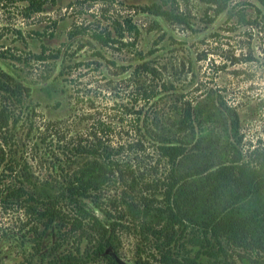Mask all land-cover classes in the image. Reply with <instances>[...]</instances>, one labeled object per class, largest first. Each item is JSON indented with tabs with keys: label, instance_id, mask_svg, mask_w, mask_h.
<instances>
[{
	"label": "rangeland",
	"instance_id": "1",
	"mask_svg": "<svg viewBox=\"0 0 264 264\" xmlns=\"http://www.w3.org/2000/svg\"><path fill=\"white\" fill-rule=\"evenodd\" d=\"M41 1V10L32 11L28 0H0V68L21 85L20 103L10 102L13 133L6 144L0 136V146L10 159L23 160L34 179L55 178L54 156L68 170L76 168L86 156L75 148L98 143L118 161L130 159L136 167L140 159L139 166L163 168L152 132L171 136L178 111L204 98L210 106L225 103L229 114L235 113L244 154L264 148V12L256 11L261 8L257 0H231V13L217 14L201 0H177L188 24L168 22L139 7L159 0ZM235 10L244 13L243 21ZM126 19L137 29L132 49L120 43L131 40ZM93 30L108 31L110 44L93 38ZM43 46L56 57L37 58ZM97 120L110 124L107 134L93 127ZM200 130L195 126L189 140ZM75 154L76 162L71 161ZM4 162L0 183L11 178ZM103 188L106 200L117 197L124 185L110 177ZM123 205L86 207L105 224L115 223L114 256L120 263L136 264V258L147 256L151 264H160L151 258L155 246H141L128 217L121 216ZM31 223L23 204H0V264L24 263L21 240L32 244L27 239L33 235L27 231ZM43 236L41 251L47 252L54 232L47 228ZM60 242L52 253L72 246L70 240ZM225 256L235 264H255L239 261L228 247Z\"/></svg>",
	"mask_w": 264,
	"mask_h": 264
},
{
	"label": "trees",
	"instance_id": "2",
	"mask_svg": "<svg viewBox=\"0 0 264 264\" xmlns=\"http://www.w3.org/2000/svg\"><path fill=\"white\" fill-rule=\"evenodd\" d=\"M201 1L215 14L224 10L231 13V0ZM257 1L261 8L256 7V11L264 12V0ZM41 3L28 0L32 11L41 10ZM139 7L168 22L188 24L187 13L177 0L151 1ZM236 13L243 21L244 13ZM125 29L131 40L120 43L132 49L137 29L129 19ZM90 35L101 44H110L108 31L102 35L100 30H93ZM47 50L43 46L37 58L56 57V52ZM20 87L18 80L0 68V136L4 144L13 133L15 116L10 102L20 103ZM147 91L144 94L149 98L152 94ZM227 109L221 102L210 106L205 98L188 102L178 111L171 136L152 132L150 137L163 168L158 164L139 166L140 159L136 167L130 159L118 161L98 143L75 148L86 157L71 170L55 156L50 158L55 178L38 180L23 160L10 159L0 146V163L5 159L3 166L11 176L0 183V204H23L32 221L31 230H27L33 234L27 238L32 244L27 246L21 240L23 264H86V259L122 264L114 256L115 223L109 220L105 224L86 204H125L121 216L128 217L141 246H155L151 258L160 264H235L225 256L227 247L239 261L264 264V148L243 153L236 115ZM230 118L231 123H226ZM138 119L139 115L134 121ZM195 126L203 133L190 141ZM93 127L102 134L111 129L103 120H97ZM74 158L71 161L76 162V154ZM67 160L63 159L65 163ZM5 175L0 168V180ZM110 177L124 185V190L115 198L102 200L103 186ZM47 228L55 239L45 252L41 249ZM67 240L70 248L62 254L52 253L60 241ZM36 255L38 259L33 260ZM147 258L138 257L135 263L151 264Z\"/></svg>",
	"mask_w": 264,
	"mask_h": 264
}]
</instances>
